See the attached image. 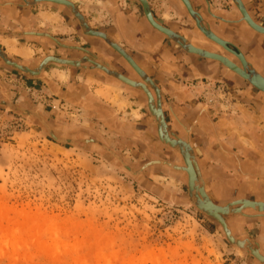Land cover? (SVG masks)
Masks as SVG:
<instances>
[{"label": "rangeland", "instance_id": "1", "mask_svg": "<svg viewBox=\"0 0 264 264\" xmlns=\"http://www.w3.org/2000/svg\"><path fill=\"white\" fill-rule=\"evenodd\" d=\"M69 35L82 41L76 32ZM14 44L17 54L10 55L17 60L9 57L22 64L23 57L47 54L23 39ZM5 67L0 78L8 92L0 87V98L38 109L57 135L98 138L134 168L152 159L181 162L160 141L145 99L140 102L119 88L104 91L122 119L151 123V135H143L149 146L144 151L146 145L114 135L94 119L92 110ZM48 76L54 83L71 78L76 84L84 74L57 67ZM222 84L198 82L200 89L203 85L200 96L231 115L235 110L230 104L237 98ZM81 145L58 142L38 121L0 105V264H262L241 253L214 218L187 201L185 173L163 164L134 176L100 145Z\"/></svg>", "mask_w": 264, "mask_h": 264}, {"label": "crops", "instance_id": "2", "mask_svg": "<svg viewBox=\"0 0 264 264\" xmlns=\"http://www.w3.org/2000/svg\"><path fill=\"white\" fill-rule=\"evenodd\" d=\"M70 1L86 17L92 28L113 37L158 84L164 94L163 103L169 109L167 123L174 132L194 147L205 189L213 202L226 205L239 199L264 201V92L247 83L235 71L230 72L219 61L185 51L148 21L139 0ZM242 1L253 20L264 26V0ZM190 2L207 28L241 51L246 60L264 75V36L259 37L258 34L262 33H258L246 23L239 24L242 22L241 14L232 0ZM149 3L152 14L159 23L180 34L194 46L218 53L223 49L200 31L182 0H149ZM79 25L77 18L64 4L52 1L29 4L25 0H0V48L11 56L10 54H17L12 50L15 40L23 39L26 44L39 45L41 50L46 51V55L27 56L22 60L26 65L33 67L48 55H70L75 58H80L85 53L92 55V68L87 71L78 69L84 77L76 84L70 81L71 78L66 84L54 83L53 77L48 76L52 69L77 68L57 63H49L40 77L35 79L43 82L52 93L59 95L60 99L73 101L76 97V103L81 105V108L92 110L94 119L112 128L114 135H122L139 147H144L148 142L143 135H151L150 131H147V124L150 127L151 123H146L143 119H122L120 112L111 105V100L106 97L104 91L109 88L123 89L140 102L145 99L149 110L148 96L143 90L131 89L118 82L96 67L93 61H98L99 57L132 80L144 82L143 79L139 78V74L127 61L102 38L84 35ZM241 30L244 33L239 36ZM14 32L24 34H4ZM73 32H76L82 41L69 35ZM43 33H48L71 47L59 46ZM2 44L11 47L10 50ZM227 57L234 61V55ZM5 66L0 60V68L8 69ZM240 67L244 68L243 65ZM15 72L18 73L17 77L32 81V77L19 71ZM70 74L71 77L75 75L73 72ZM11 78L14 79L13 76ZM203 81H206L207 85L212 82L228 85L230 92L237 98L230 104L235 110L231 115L221 113V110L215 109L217 106L214 103L210 104L201 98L203 85L201 90L198 82ZM68 85L72 90H69ZM91 85H97L98 88L94 90ZM4 86L7 87L0 78V87L7 91ZM152 92L157 99L156 93ZM156 129L159 135L158 125ZM181 135L187 136L184 138ZM145 149H149L148 144L143 150ZM176 152L181 162H169L183 165L181 154ZM177 171L185 173L188 182L187 173ZM251 209L253 208L245 209L244 214H256ZM259 215L243 217L233 214L226 218L237 236L254 239L258 248L264 251V213Z\"/></svg>", "mask_w": 264, "mask_h": 264}, {"label": "water", "instance_id": "3", "mask_svg": "<svg viewBox=\"0 0 264 264\" xmlns=\"http://www.w3.org/2000/svg\"><path fill=\"white\" fill-rule=\"evenodd\" d=\"M29 4H36L41 1H52L59 4L66 5L72 12V14L77 18V20L80 23L81 30L84 35L86 36H95L102 38L111 48H113L119 55H121L122 58H124L127 63L139 74V77L142 78L146 83H136V81H132L129 77L123 75L119 70H117L113 65L110 63L102 60L101 58H97L98 61H93L95 65L98 66L99 69L104 71L107 75L121 81L125 86L132 87L136 90L141 91L143 89L149 99V108L154 115L157 117L156 124L158 125L159 129V139L160 141L167 146H172L174 150L179 151L180 147L177 143H183L185 144V141H183L180 136L175 133L168 125L166 116L164 111L162 110V104L164 101V94L158 84L142 69L136 61L133 59V57L109 34L96 30L92 28L86 17L78 10V8L75 6V4L70 0H25ZM142 3V6L145 11V15L148 19V21L159 31L166 34L170 39H172L174 42H176L178 45H180L185 51L190 53H195L197 55H200L205 58L209 59H215L219 61L221 64H223L225 67H227L229 70L233 69L240 73L242 77L249 83L253 85V87L259 89L260 91H263L264 88L261 85H255L252 82L253 76L257 77L262 84H264V75L261 74L250 62L246 60V57L244 54L236 49H233L229 42L225 39L219 37L216 35L212 30L208 29L204 25V21L202 20V17L200 14L193 8L190 0H182L184 3L188 13L190 16L194 19L197 27L200 29V31L210 40L216 42L218 45L226 49L229 53L236 56L241 64L244 66V70L241 69L234 61L229 59L228 57H225L223 54H220L215 51H209L207 49L196 47L192 43H190L186 38L181 36L180 34L176 33L175 31L167 28L166 26L159 23L153 16L149 0H139ZM232 3L237 7V9L242 14V19H244L248 25L253 28L255 31L264 34V26L256 23L252 17L250 16L249 12L247 11L244 3L242 0H232ZM1 33V31H0ZM6 35L13 34L15 36L24 34V32H14V33H4ZM44 35L50 37L57 45L62 47H71L69 44H66L63 41H60L56 37L48 34L43 33ZM0 59L3 64L10 67L11 69L17 70L21 72L22 74L32 77V78H39L40 75L43 73L45 67L49 63H57L60 65H72L77 66L76 64H73V62H68L67 60H63L62 57L54 56V55H48L44 57L36 67H30L26 64H22L20 62H17L16 60H13L9 57V55L0 48ZM80 66V65H79ZM83 66V65H82ZM127 83V84H126ZM130 84V85H128ZM133 85V86H131ZM152 91H156L157 94V101H158V109H156V105L154 103V95ZM161 93V94H160ZM0 105L5 107L6 110L20 113L30 119L38 121V123L45 129V131L56 141L66 144H72L76 146H82L81 142L84 143V146L88 145L89 143H96L102 147V149L110 154L113 158L117 159V161L120 163V165L127 170L130 174L134 176H139L146 168H149L150 166L158 163H166L167 165H170L168 161L166 160H151L147 163H145L143 166L139 168H134L128 162L113 148H111L108 144L103 142L102 140L98 138H83V139H75V138H68V137H61L56 134L53 125L49 122V120L36 108H31L27 106L26 104L16 103L13 100H11L8 97L0 98ZM153 116V115H152ZM155 119V118H154ZM165 132L166 135H162L161 132ZM173 134L170 136L169 134ZM172 138L171 141H169L170 137ZM187 145V144H185ZM189 146V145H187ZM179 147V148H178ZM193 147V146H192ZM194 148V147H193ZM194 154V151H192ZM192 156V155H191ZM188 159V166L190 170V177L189 181L187 182V188H188V194H187V201L197 209H199L204 214L214 218L221 226L225 236L229 240V242L236 247L241 253H249L254 258H256L259 262L264 264V252L258 249L257 242L250 238V237H240L237 236L232 227L230 226L226 216L237 214L243 217H252V216H260L257 214L258 208L251 209L256 212V214L251 215H242V213L236 211L234 212V206H238V208H243L244 201L242 200H236V201H230L226 203V205H218L214 203L210 197L206 194L203 188H200L198 186H195V181L200 176L198 165L195 162L196 169L193 165L192 159ZM187 157V156H186ZM194 157V155L192 156ZM171 167V166H170ZM174 169V168H173ZM204 183V181H203ZM204 198V199H203ZM206 199H209V203L205 202ZM204 203H207L208 206H206ZM250 207V206H248ZM247 209V207L245 208ZM245 238V239H244Z\"/></svg>", "mask_w": 264, "mask_h": 264}, {"label": "bare ground", "instance_id": "4", "mask_svg": "<svg viewBox=\"0 0 264 264\" xmlns=\"http://www.w3.org/2000/svg\"><path fill=\"white\" fill-rule=\"evenodd\" d=\"M80 26V25H79ZM233 49H235V48H233ZM225 57H227V56H225ZM230 59V58H229ZM63 60H67L68 62H73V64H75V62L77 63L76 65H80V66H82V61L80 60V61H77V60H70V59H63ZM94 65V64H93ZM238 65V64H237ZM239 66V65H238ZM96 67H98L97 65H96ZM240 67V66H239ZM244 67V66H243ZM241 69H245V68H242L241 67ZM230 70H232V71H235V70H233V69H230ZM236 73H238L237 71H235ZM241 77H242V75L240 74V73H238ZM244 78V77H243ZM131 79V78H130ZM132 80V79H131ZM133 82L135 81V80H132ZM144 81V80H143ZM138 82H140V83H146L145 81L144 82H141V81H136V83H138ZM252 82H253V84H255V85H261L263 88H264V84H262V82L257 78V77H255V76H253V78H252ZM147 84V83H146ZM251 84V83H250ZM252 85V84H251ZM141 90H143V89H141ZM144 91V90H143ZM263 92H264V90H263ZM146 93V92H145ZM153 93V92H152ZM155 93H156V91H155ZM161 94V93H160ZM147 95V94H146ZM156 97H157V94H156ZM154 103H155V105H156V109H158V101H157V99H155L154 98ZM148 107H149V99H148ZM148 110V109H147ZM149 110H150V108H149ZM163 110V109H162ZM151 111V110H150ZM149 111V112H150ZM151 113V115L153 114L154 115V113H152V112H150ZM154 118H155V120L157 121V117H156V115H154L153 116ZM159 130V129H158ZM162 133V135H166L165 134V132L163 131V132H161ZM170 136H172L173 134H171V132H170V134H169ZM169 136V137H170ZM181 138V137H180ZM183 141H185V144H187V145H189V146H187V145H185V144H183V143H177L176 142V144H178L179 145V147H180V150L178 151L180 154H181V156H182V158H183V161H184V164L183 165H178V164H173V163H170L168 160H166V161H168V163H170V165H168L169 167L171 166V168H174V170H181V171H185L186 173H187V175H188V181H189V177H190V170H188L189 169V166H188V164H187V162H188V159L190 158V156L192 155H194V157H192L191 156V159H192V162H193V165H194V167H195V169H196V166H195V162H194V160L193 159H195V161H196V163H197V165H198V162H197V158H196V155H195V152H194V154H193V152L192 151H194V149H193V147L191 146V144L188 142V141H186V140H184L183 138H181ZM172 140V138L170 137V139H169V141H171ZM172 147V146H171ZM178 147V148H179ZM173 148V147H172ZM174 149V148H173ZM187 156V157H186ZM153 160H156V159H153ZM151 161V160H150ZM149 162V161H148ZM147 163V162H146ZM162 164H165L164 166H166L167 164L166 163H158V164H154V165H162ZM143 166V165H142ZM198 168H199V165H198ZM199 172H200V176L197 178V180L195 181V186H198L199 187V189L200 188H203L204 189V191L206 192V194L209 196V194L207 193V191H206V189H205V181H204V178H203V176H202V173H201V170H200V168H199ZM203 181H204V183H203ZM210 197V196H209ZM204 199V198H203ZM210 199H211V197H210ZM212 200V199H211ZM209 199H206L205 200V202H208L209 203ZM213 201V200H212ZM236 201V200H235ZM242 201H244V203H243V208H238V206H234V212H236V211H238V212H240V213H242V215H246V214H244V210H245V208L247 207L248 208V206H250L249 208H253V209H255V208H258L259 210H257V213H264V201H246V200H242ZM215 203V202H214ZM206 206H208V204L207 203H204ZM217 204V203H216ZM218 205H220V204H218ZM258 248V247H257ZM259 249V248H258Z\"/></svg>", "mask_w": 264, "mask_h": 264}, {"label": "flooded vegetation", "instance_id": "5", "mask_svg": "<svg viewBox=\"0 0 264 264\" xmlns=\"http://www.w3.org/2000/svg\"><path fill=\"white\" fill-rule=\"evenodd\" d=\"M241 14V13H240ZM251 16V15H250ZM252 17V16H251ZM252 19H253V17H252ZM255 20V19H254ZM241 23H239V24H247L248 25V23L244 20V19H242V14H241ZM256 21V20H255ZM257 22V21H256ZM258 23V22H257ZM260 24V23H259ZM261 25V24H260ZM241 26V25H240ZM263 26V25H262ZM209 29V28H208ZM243 30H241V32H240V34H239V36L242 34L243 35ZM259 33V32H258ZM241 35V36H242ZM258 36L260 37V36H264V35H262V34H258ZM231 46V45H230ZM232 47V46H231ZM233 48V47H232ZM219 53L220 54H223V55H225V56H230L231 57V53H229L228 51H226V49H221L220 51H219ZM61 56V55H60ZM63 57V56H62ZM63 58H67V59H75V60H81L82 61V65H83V67L82 66H73V67H77L78 69H81V70H84V71H87V70H90V68H92V55H90L89 53H85L82 57H80V58H75V57H72V56H70V55H65ZM232 59L237 63V64H239L240 66L242 65L241 64V62H240V60L236 57V56H234V57H232ZM29 66H31V65H29ZM72 66V65H71ZM31 67H33V66H31ZM228 69V68H227ZM230 72H232V73H234L233 71H231V70H229ZM140 78V77H139ZM118 82H120V83H122L121 81H119V80H117ZM250 84V83H249ZM251 85V84H250ZM68 87H69V90L71 89V87H70V85H68ZM72 90V89H71ZM142 93V92H141ZM141 95H143V93L141 94ZM74 99H75V101L77 100V98L76 97H74ZM166 105V104H165ZM164 105V103H163V109H164V113H165V116H166V120H167V122H169V109L168 108H166V106ZM168 125L170 126V124L168 123ZM156 126H157V124H156ZM174 131V130H173ZM175 133H177V132H175ZM178 134V133H177ZM158 135V134H157ZM179 135V134H178ZM182 137H184V138H186V135H181Z\"/></svg>", "mask_w": 264, "mask_h": 264}]
</instances>
